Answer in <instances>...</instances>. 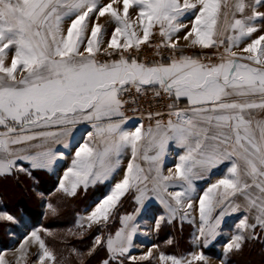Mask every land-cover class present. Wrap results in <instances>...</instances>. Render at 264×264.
Listing matches in <instances>:
<instances>
[{
  "label": "snow or ice",
  "instance_id": "obj_1",
  "mask_svg": "<svg viewBox=\"0 0 264 264\" xmlns=\"http://www.w3.org/2000/svg\"><path fill=\"white\" fill-rule=\"evenodd\" d=\"M118 2H122V10L113 7ZM257 6L264 7V0H253L252 5L234 0L233 19L228 23V0H110L106 5L99 0H0V176L11 175L13 170L27 171L24 163L33 169L51 170L64 153L47 145L63 144L67 149L77 144L71 167L59 183V190L75 195L81 184L87 189L90 184L111 179L122 154L130 149L123 178L86 217L89 226L107 222L131 189L137 191L136 200L145 215L152 211L146 201L154 199L163 205L171 222L181 211V221L188 219L190 213L185 208L193 207L196 192L193 180L224 164L222 178L198 197V239L207 247L219 235L225 216L241 208L254 211L255 223L249 224L244 216L237 225L239 232L224 245L225 254L240 252L246 240L244 232L258 238L255 229L264 230V120L252 116L253 110H264V35L241 49L247 55L232 51L259 30L257 20L264 22V12L257 11ZM246 7L252 8L251 15L235 18V13L243 14ZM130 9L137 13L142 37L130 21ZM105 15L116 26L102 49L103 25L92 18L98 21ZM185 18L191 20V29L183 40L191 47H219L224 40L218 38L231 31L220 63L205 64L181 54L167 62L145 64L130 55V49L139 51L149 41L157 26L164 41L161 46L176 50L178 41L173 37L188 26ZM6 50L14 53L7 65ZM101 50L119 58L99 62L96 56ZM145 86L157 95L163 92L174 98L169 118L167 122L157 119L147 129L139 125L127 130L123 127L127 119L121 96L130 88L142 92ZM181 99L186 100L187 108L177 110L176 102ZM84 122L91 124L92 131L80 143L72 133L75 125ZM33 140L41 144L31 145ZM170 143L183 153L176 154L174 171L169 168V174L164 175ZM31 147L41 151L33 154ZM140 158L149 163L147 170L137 162ZM237 197L244 203H238ZM164 219L157 220V229ZM0 220L16 223L6 213L0 214ZM133 220L131 216L122 218L124 227L115 237L106 242L96 237L94 245L106 243L110 259L124 256L133 247L138 230L135 223L130 226ZM40 231L32 230L17 251L23 258L25 245L31 240L39 246V264H55L56 257ZM160 259L164 264L169 260L171 264H207L203 254L186 262L164 255ZM0 264H5L3 256Z\"/></svg>",
  "mask_w": 264,
  "mask_h": 264
},
{
  "label": "trees",
  "instance_id": "obj_2",
  "mask_svg": "<svg viewBox=\"0 0 264 264\" xmlns=\"http://www.w3.org/2000/svg\"><path fill=\"white\" fill-rule=\"evenodd\" d=\"M2 181H11L15 186H18L21 190L22 199L13 203L15 208H13V211H17L14 214V212L7 209V205L3 200L4 197L0 193V211L11 215L16 221V223L0 221V251H6L10 248L13 243V235L19 238L22 237L23 233L18 229L21 226L25 231L42 229L51 234V236H48L43 234L42 231L40 233L45 244L55 249L54 255L58 264H79L78 261L82 257L85 259L82 264H103L104 261H108V264H131L128 257L121 256L116 259H110L106 243L94 247L96 237H100L102 241L106 242L108 237L115 234L119 226L117 216L125 209L129 198H124L118 204L117 208H115L116 214L109 222L100 226L93 225L85 228L79 234H74L73 230L77 222V216L89 207L94 200L99 199L102 196L101 193L81 191L73 197L63 195L56 211L49 217L46 212H43L46 204L45 199L39 202L37 206H34L31 202L29 204V201L35 195L34 192L48 198L47 201L55 195L54 191L56 190L57 182L53 175L43 171H32L30 175L12 172L11 175L0 176V182ZM24 183H27L29 187H26ZM190 237V226L182 225L181 229H179L177 223H173L172 227L168 224L162 225L158 229L155 239L161 253L176 256L177 254L184 255L191 251ZM259 238L261 239V236L255 238L254 242L258 241ZM253 244L251 241H245L243 247L246 249V253L239 256L235 254V258L231 256L228 258L227 264H264V254L260 251L259 245L257 247L254 245L253 247ZM93 248L95 250L91 251ZM89 251H91V254L85 257L87 255L86 252ZM202 253L207 254L210 252L202 250ZM211 256L216 257L212 254ZM143 264L155 263L147 261Z\"/></svg>",
  "mask_w": 264,
  "mask_h": 264
},
{
  "label": "rangeland",
  "instance_id": "obj_3",
  "mask_svg": "<svg viewBox=\"0 0 264 264\" xmlns=\"http://www.w3.org/2000/svg\"><path fill=\"white\" fill-rule=\"evenodd\" d=\"M228 1H229V4L230 3L232 4L234 2V0H228ZM245 2L248 5H252L253 0H245ZM101 3H103V5H106L109 3V1L102 0ZM114 7H115V5H114ZM231 9H233V7ZM256 10L259 12H264V7L257 6ZM251 11H252L251 7H246L245 12L243 14L238 12L239 13L238 18H239V16H240V18H242V16L251 15ZM92 19L94 22L103 25V31H106L111 27L110 26L111 18L107 15H105L104 17H101L98 21L95 20V17H93ZM68 23H69V21L65 22L66 28L68 26ZM256 23L259 26V30L255 33H253L250 37L244 38L238 47H233L232 51L236 52L237 55H247L246 53H242L241 49L243 47H245L248 43H250L252 40L258 38L260 35H264V22L257 20ZM156 28H158V26ZM156 28L153 29V32ZM262 43H264V42H262ZM142 45H144V44H142ZM142 45L140 47H142ZM182 48H190V49H194V50L205 49V48H200V47L178 46L177 45V49L175 51L179 52L180 49H182ZM224 48H226V45H224ZM6 51L8 52V56L5 60V63L7 65V64H10L12 55L14 53L12 51H9V50H6ZM147 51L149 52L150 58H152L151 49H148ZM106 57H107V54L104 53L103 51H101L100 53H97L96 59L99 61V60H104ZM137 59L139 62H142L141 57H137ZM245 62H247V61H245ZM37 131H42V129L37 130ZM60 180H61V178L56 179L57 185H56V190L54 191L55 195L53 197H51L49 199V201H47L48 198H45L44 196H42L40 194H36L34 192L35 195H33L32 200L29 201V204L32 203V204H34V206H37L39 202H41L42 200L45 199L46 204L44 205L43 212H46V215L49 217L51 215H53V213L57 209V206L61 203V200H62L61 198L63 197V195L68 197V195L65 192L59 190ZM24 184L26 187H29L27 183H24ZM0 193L4 197L3 200L5 201V203L7 205V209L14 212V214H16L17 211H13L15 209L13 207V203H15L17 200L20 201L22 199L21 198V190L18 188V186H15V184L11 181H2V182H0ZM194 197H199V195L195 194ZM127 199H128V202L125 206V209L122 211V213L120 215L117 216L118 222L121 225V229H122L124 227V224L122 223V218L129 217V216L134 217V220L130 222V226L132 223H135L137 225L138 230H137L136 235L133 237V247L130 249V251L128 253L129 255L126 254L123 257L129 256L128 260L130 261L131 264H143V263H146L147 261L155 262L156 264H164V262L160 259L162 254L158 250L157 242L155 239L156 235H157V231L164 224H168V225H170V227H172V223L176 219L181 220L180 217L184 214V212L181 211V212L177 213L176 218L171 220V222H169V220L167 219L168 214L165 211V209H163L161 206H157V205H154L153 202H149V204H151L152 211H151V213L145 215L143 210L139 209V211H138V209L135 208V206H137V204H135L133 202V195H129L127 197ZM98 202H99L98 199L94 200L89 205V207H87L82 213H80L77 216V218H76L77 223H76L75 228L73 230L74 234H79V233L83 232L85 228H89L93 225H97V226L104 225L105 223L109 222V220L111 218H114V216L116 214L115 208L112 210L107 222L102 221L99 224H91V226H89V221H87L86 217L91 213V211L94 210V208ZM49 205H51V209L48 207ZM198 209H199V204H198V198H197L196 200L193 201V207L191 209L185 208V210L188 211L190 213V215H189L188 219L184 220V221H194V222H190V223L194 227V229H192L193 228L192 227L191 230L194 233V234H192V240L194 242L195 248H194L192 254L188 255L187 257H180V258L174 257V258L180 259V260L186 262L187 260H190L193 255L203 254L202 253V250H203L205 252H210V253H207L208 255L203 254L204 256H209V257H205L207 264H227V260L231 256H233V258H235V254H238V256H239L240 254L246 253V249L243 247L242 250L238 253L232 252V253L225 254L224 245L230 241V239L233 235H235L239 232L237 225H238L240 219H242L247 214L240 216L238 221H236V219L234 221H231L229 224V227L225 226L227 229L231 228V233L228 235L229 237L225 238V243H223V241H222L223 238L215 239L207 247H205L203 241L197 242V239L199 236L198 220L200 221ZM236 213L237 212H234L230 216H232L233 214H236ZM0 214H4V213H0ZM215 215H216V213H214V216ZM161 216L165 217V219L159 224V228L157 229L156 222ZM238 216H239V213H238ZM49 217H47V218H49ZM0 221H7V220H0ZM7 222H9V221H7ZM248 222H250L249 219H248ZM18 229L20 232L22 231V233H23L22 237L19 238V237L13 235L12 236V239H13L12 245L10 246V248L8 250L0 251V256H3L5 264H39V259H38L39 255H40L39 246H38V244H35L31 240H29L28 243L25 245L26 250H27V254L24 255L23 258H21L22 253L17 251V249H19V246L24 241V238L27 235H29L32 230L25 231L21 228V226H19ZM36 230H40V229H36ZM42 232H43V234L51 236V234H49L48 231H46V232L42 231ZM263 232H264V230H263ZM40 233H41V231L39 232V235H40ZM255 235H256V237L261 236V239L259 238L258 241H256V242H254L255 238H252L251 240L248 239L245 241L253 242L254 243L253 247H254V245H255V247H257V245H259L260 251L264 254V238L262 237V230L259 227H257L255 229ZM112 237H113V235H112ZM261 242H262V244H261ZM94 247H96V245ZM48 249L54 254V252H55L54 248L48 247ZM150 250H151V256L148 257L147 253ZM86 253H87V255L85 257L89 256L90 251L86 252ZM211 254L216 256V257L218 256V258L217 259H213V257L211 258L210 257ZM130 257H135L136 258L135 261L131 260ZM141 257H147V258L141 259ZM169 257H173V256H169ZM84 260L85 259L82 257L78 261V263L82 264V262ZM234 261H235V259H234ZM56 262H57V260H55V264H56ZM201 262H203V261H201ZM201 262H195V263L203 264ZM46 264H52V262L47 261ZM57 264H58V262H57ZM167 264H171V261L169 260L167 262ZM204 264H205V262H204ZM254 264H257V263H254Z\"/></svg>",
  "mask_w": 264,
  "mask_h": 264
},
{
  "label": "crops",
  "instance_id": "obj_4",
  "mask_svg": "<svg viewBox=\"0 0 264 264\" xmlns=\"http://www.w3.org/2000/svg\"><path fill=\"white\" fill-rule=\"evenodd\" d=\"M106 1L110 2V0H106ZM99 2L101 3L102 0H99ZM181 2H183V0H181ZM101 4H103V3H101ZM228 4H229V1H228ZM114 5H115V7L117 9L122 10V2H118V3L113 4V7H114ZM232 7L234 8V2L232 4L230 3L229 7L227 9H225V11L228 12V17H227V22L228 23H230L232 21V19H233V16H232V10L233 9H231ZM238 15H239L238 12L235 13V18H238ZM136 16H137L136 11H134L133 9H130V11H129L130 21L133 22L134 28L137 31L138 35H140L142 37L143 33H142L141 29L138 27V22H136ZM189 16H190V14H189ZM239 18H240V16H239ZM184 23H186L188 26L186 28H183L180 32L176 33V35L173 37L174 41H178V43H177L178 46H189V42L183 40V36L191 29V20L189 18H185ZM220 25H221V29L224 30V28H225V20H224L223 17L221 18ZM110 26L111 27L108 30L104 31L102 49L104 47H107V42L110 40L111 34L114 31L115 26H116L115 22L111 20L110 21ZM152 32H153V30H152ZM231 34L232 33H231L230 30L229 31H224V34L218 38V39L224 40L223 46L226 45V47H227V36L231 35ZM121 43H123V39L122 38H121ZM101 51H103V50H101ZM145 87H147V86H145ZM179 104H181L184 107V109L187 108V102H186L185 99H181L179 101ZM252 116L256 120H264V110L255 109V110L252 111ZM139 125L140 124H138L136 122H127V123L124 124L123 127L125 129H127V130H134L135 127L139 126ZM143 128L147 129L148 127L143 126ZM89 131H92L91 124L87 123V122H84V123H80V124L75 125L72 135L77 137V139L80 141V143H83L85 140L88 139L86 133L89 132ZM68 140L71 143V137H69ZM94 142L95 143H99V141H94ZM29 143L31 145H40L41 141L40 140H33V141L29 142ZM47 147H51L53 150H56V151L64 153V158L63 159H58L55 162V164L53 165L51 170L33 169V168H31V166L29 164L24 163V164H22V167L27 169V171H19V170H13V171L14 172H20V173L27 174V175H30L32 171H43V172H47V173L49 172V174L53 175L56 179L57 178H62L64 173H65V171L69 167H71V161H72V159L74 157V152H75L76 147H78V145L77 144H71V147L67 148V149L63 147V144H49V145H47ZM39 151H41L40 147H31L30 148V152L33 153V154H35V153H37ZM177 153H181L182 154L183 153V149L176 148L170 143L169 146H168V151H167V153H166V155L164 157V163H163V169H162L164 175H168L169 174V171H168L169 168H172L173 171H174V165L176 163V154ZM148 155L151 156V155H153V153L149 152ZM120 159H121V163L119 165V168L116 170V172L114 173V175L112 176L111 179H109L107 181H104V182H97L95 184H90L87 187V189H85V187L81 184L80 186H78L76 194H78L81 191H83V192L96 191L97 193H101L102 194V196L98 199V201H100L102 198H104L108 194V192L110 190V187L113 186L116 182L120 181L123 178L125 170L127 168V165H128V163H129V161L131 159V150L130 149H126L124 151V153L122 154ZM137 162L145 170H147L150 167L149 163L146 162L145 160H143L142 158L138 159ZM18 163H20V162L18 161ZM224 168H225V165L221 164L218 168L212 169L211 173L205 175L202 179H194L193 180V186L196 188V192L194 193V195L195 194H198V195L202 194V191L206 190L209 185L215 183L218 179L222 178V175H223L222 169H224ZM173 190H179V189H169V191H173ZM75 195H68V197H73ZM129 195H133V202L135 204H137V206H135V208L141 209L140 204H138L137 200H136V196L138 195V193H137V191L135 189L129 190L124 196H122L120 201L118 202V204L124 198H127ZM194 195H193V201L198 198V197H194ZM236 200H237L238 203H241V204L244 203L243 200L240 197H237ZM149 202H153L154 205L161 206L164 209L163 205L159 204V202L154 200V199L151 200V201H146V203H148V204H149ZM117 205H116V207H117ZM217 211H219V209ZM0 213H4V212L0 211ZM238 213H239V216H238ZM231 214L232 213H230L229 215L224 217V219L221 222L220 228L218 229L219 235L216 237V239L223 238V240H222L223 243H225V238L229 237L228 235L231 233V228L227 229L225 227V226L229 227V224H230L231 221H234L235 219H236V221H238L240 216H243V215L247 214L246 216L250 220L249 224H254L255 223V212L254 211L252 213L251 212L248 213V212H245L243 208H241V210L238 211L236 214H233L232 216H230ZM173 223H177V226H178L179 229H181L182 225L190 226L191 228L193 227V225L189 221H181V220L176 219ZM173 223H172V225H173ZM198 224L200 225V221L199 220H198ZM192 229H194V227ZM120 230H121V225L119 224V226L117 228V232L120 231ZM117 232H115L113 237H115ZM192 234H194V233L191 230V237L189 239V242L191 244V251L188 252L187 254H184V255L177 254L176 256H174V255L163 254L160 251L159 252L162 255H164V256H167V257L173 256V257H177V258L187 257L188 255H191L193 250H194V248H195L194 242L192 240ZM243 234L245 235L246 240H248V239L251 240L252 239L249 232H244ZM262 237L264 238L263 230H262ZM198 241H203V240L202 239H197V242ZM128 253H126V254L129 255ZM108 255H109V253H108ZM119 257H121V256H119ZM205 257H209V256H205ZM210 257L212 258V256H210ZM217 258H218V256L217 257H213V259H217ZM153 263H155V262H153ZM201 263L204 264V261L201 262Z\"/></svg>",
  "mask_w": 264,
  "mask_h": 264
},
{
  "label": "built area",
  "instance_id": "obj_5",
  "mask_svg": "<svg viewBox=\"0 0 264 264\" xmlns=\"http://www.w3.org/2000/svg\"><path fill=\"white\" fill-rule=\"evenodd\" d=\"M163 42L158 27L150 36L149 41L140 47L139 51L135 49L129 50L130 55L136 59L137 57H141L142 62L145 64L167 62L170 58H178L181 54L196 57L205 64H217L221 62L220 57L225 51L224 46L221 45L202 50L182 48L177 52L169 47H162ZM148 49H151L152 58L149 56ZM128 55L129 53H125V56ZM118 58V55H107L104 60H99V62L111 61ZM121 99L125 101L122 111L127 122H136L146 127L155 125L157 119L167 122L169 118L168 114L171 111L169 105L175 102L174 98L168 97L163 92L157 95L150 87H145L142 92H137L135 88H130L129 91L123 93ZM176 109L183 110L184 107L179 102H176ZM157 113L161 115L157 116Z\"/></svg>",
  "mask_w": 264,
  "mask_h": 264
}]
</instances>
